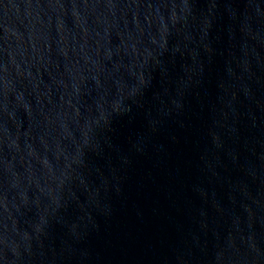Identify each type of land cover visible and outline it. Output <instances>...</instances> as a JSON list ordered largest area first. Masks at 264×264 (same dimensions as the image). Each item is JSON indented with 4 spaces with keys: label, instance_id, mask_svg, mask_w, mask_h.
Returning a JSON list of instances; mask_svg holds the SVG:
<instances>
[{
    "label": "water",
    "instance_id": "95a60500",
    "mask_svg": "<svg viewBox=\"0 0 264 264\" xmlns=\"http://www.w3.org/2000/svg\"><path fill=\"white\" fill-rule=\"evenodd\" d=\"M0 264H264V0H0Z\"/></svg>",
    "mask_w": 264,
    "mask_h": 264
}]
</instances>
